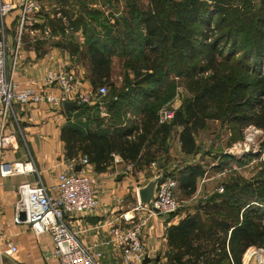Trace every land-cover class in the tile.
<instances>
[{
    "label": "trees",
    "instance_id": "1",
    "mask_svg": "<svg viewBox=\"0 0 264 264\" xmlns=\"http://www.w3.org/2000/svg\"><path fill=\"white\" fill-rule=\"evenodd\" d=\"M232 2L148 0L142 9L138 0H128V13L137 15V24L144 30L139 67L145 74H136L133 85L116 94L108 122L96 120L94 128L85 130L71 123L61 128L66 159L85 157L94 172L105 173L115 154L140 171L156 162L174 128H180L182 153L194 155L197 133L214 120L238 131L248 126L260 129L264 151V5L248 13ZM83 22L81 18L77 23L85 29ZM47 23L54 34H65L60 20ZM239 36L244 37L242 45L249 41V47L237 51ZM97 41L85 38L88 80L94 88L108 87L112 85L110 62ZM65 45L71 55L78 53L71 40ZM168 57L176 62L177 77L191 82L193 93L169 123L159 124L161 104L148 100L158 101L152 86L160 83L150 78L161 71L160 63ZM135 103L141 108L140 121L123 122L125 111ZM162 173L174 178L179 191L190 196L204 170L196 165L176 175ZM222 188L223 194H212L167 228L166 264H243L254 248L264 250V176L242 184L234 179Z\"/></svg>",
    "mask_w": 264,
    "mask_h": 264
},
{
    "label": "crops",
    "instance_id": "2",
    "mask_svg": "<svg viewBox=\"0 0 264 264\" xmlns=\"http://www.w3.org/2000/svg\"><path fill=\"white\" fill-rule=\"evenodd\" d=\"M84 1L40 0L41 10L34 17V26L27 28L23 34L24 40L19 45L13 70L10 59H8L9 63L7 62L11 79L19 88H37L48 70L58 68L74 71L86 86H91L88 80L89 58L87 55L81 57L83 52L86 53V36L93 41L98 40L107 56L115 57L117 53L130 52L133 48L144 52L140 44L144 30L137 24V15L130 16L128 13V0ZM147 3L148 0H140L138 6L143 9ZM84 12H90L89 18ZM94 12L97 14L94 15ZM13 18L14 16L10 15L0 19V39H3L10 48L15 44L16 28ZM81 18L90 22L84 30L77 23ZM48 20H60L63 28L70 25L77 27L69 28V33L61 36L52 32ZM44 28L52 32L54 35L52 40L42 39L43 35L38 31ZM70 40L77 46L76 55H71L66 49L65 44ZM60 41L63 43L58 46ZM111 71L110 64V83ZM116 100L117 96L114 95L109 99L110 102L105 104L104 122L109 121L110 107ZM135 100L139 101V99ZM152 100L153 98H149L148 101ZM134 105L136 106H131L125 111L123 122L130 121L136 124L140 121L141 108L137 103ZM180 106L178 101L173 104L175 110ZM79 111L72 110L65 113L62 105L52 108L45 104L14 105L4 132L9 136V140L7 148L3 151L2 161L28 163V167L30 166L33 172L17 173L0 180V233L2 234L0 243L3 249L8 242L17 248V252L12 256L0 259V264H56L47 237L34 236L28 226H16L12 222L17 200L16 188L22 183L41 182L47 188L57 184L59 175L71 166V161L65 157L60 130L68 123L75 125L74 119ZM130 115L133 117L132 120L128 118ZM210 125L220 126L221 123L217 120L209 121L204 131ZM179 132L180 128H174L166 148L157 155L154 168L150 164L140 171L134 170L131 164L123 162L115 154L112 164L105 173L94 172L90 164L85 167L87 173L96 176L100 181V203L94 211L70 220L69 225L72 230L79 232L78 237L84 246L90 248L92 252L101 254L99 264H120L118 258L114 256L111 245L106 244L108 232L111 227L122 224V217L125 214L137 218L145 215L143 210L133 212V208L139 202L137 196L139 188L144 187L149 180L164 171L176 175L189 166L200 165L195 162V157L200 154L197 138L201 137V132L195 137L197 151L190 156L184 155L181 151ZM201 178L196 181V190ZM192 211L183 210L170 216L155 215L148 220L142 233V241L147 258L150 260L149 264H166L165 254L169 249L166 230L169 226L178 224L187 213Z\"/></svg>",
    "mask_w": 264,
    "mask_h": 264
},
{
    "label": "built area",
    "instance_id": "3",
    "mask_svg": "<svg viewBox=\"0 0 264 264\" xmlns=\"http://www.w3.org/2000/svg\"><path fill=\"white\" fill-rule=\"evenodd\" d=\"M41 10L40 0H0V19L13 15L15 23V44L11 48L0 39V180L18 174L33 172L28 163H4L3 151L7 148L9 136L5 135L7 122L14 105H40L49 108L60 107L64 102H75L79 106L97 105L100 98L105 97L108 88L86 86L72 70L64 68L50 69L45 73L37 88H19L8 71L7 62L10 59L13 70L22 42L21 37L26 29L34 26V17ZM65 26L64 33H69ZM40 32L44 41L52 40L54 35L48 28ZM11 70V71H12ZM12 73V72H11ZM177 88L176 91H178ZM178 97L176 94L175 99ZM173 106H163L158 111V123H169L174 117ZM259 131L252 126L246 128L244 143L249 144ZM115 157L112 155V158ZM80 165V171L74 167ZM88 165L85 157L71 160L69 169L62 172L56 185L49 188L41 182L22 183L16 188L17 200L14 205L12 222L16 226L26 225L37 237L45 236L51 244V254L56 264H99L100 253L92 252L80 241L79 232L72 230L70 220L81 217L98 208L100 203V181L87 173ZM151 167H155L152 163ZM205 178H201L203 184ZM222 191V188L219 189ZM199 189L195 191L198 194ZM178 183L171 176H163L157 185L155 198L150 206L139 202L133 212L145 211L142 217H122V224L109 229L106 244H110L114 256L120 264H144L148 255L145 252L142 233L148 220L155 215L168 216L178 212L191 202V198H178ZM195 194V195H196ZM205 199V198H203ZM25 216L21 220L20 214ZM2 234L0 233V239ZM264 254V250H260ZM17 248L6 243L3 249L0 243V259L12 256Z\"/></svg>",
    "mask_w": 264,
    "mask_h": 264
},
{
    "label": "rangeland",
    "instance_id": "4",
    "mask_svg": "<svg viewBox=\"0 0 264 264\" xmlns=\"http://www.w3.org/2000/svg\"><path fill=\"white\" fill-rule=\"evenodd\" d=\"M231 1H233V5L240 6L241 9L248 13L255 12L264 5V0ZM84 2L88 1L85 0ZM138 2L140 4V0H138ZM84 13L85 16L89 18L90 14L88 13L90 12ZM86 25L89 26L90 22L84 21L83 26L86 27ZM75 27H77V25H70L68 28L75 29ZM239 38L236 46L237 51H240L242 47H249V41L242 45L241 41L244 37L239 36ZM23 40L24 38L22 36L21 41ZM135 40L134 38V41ZM60 43H63V41H60L58 46L61 45ZM141 54V51L133 48L130 52H119L115 57L108 56L112 66V85H108L107 95L100 98L97 105H83V108L77 113L74 119L75 126L82 130L88 127L94 128L96 120L105 119L104 106L107 102H110L109 99L118 94L121 90H125L126 87H131L136 80V74H145V71L139 67V64L142 62L140 60ZM238 54L239 55L235 56V58L241 55L240 52ZM85 56L86 53L83 52L81 57L84 58ZM168 58L169 59L160 63L161 71L154 73L150 78L154 83H160L159 85L152 86L153 93L156 94L158 101L152 100L150 102L159 103L161 107L168 105L173 106L174 102L177 101L182 105L183 101L189 98L193 93V87L190 81L183 78L178 79L179 77L177 78L176 73L178 69L174 58ZM139 68V73L134 72V69ZM177 88H179L178 91H176ZM176 94L178 97L175 99ZM133 106L135 107L136 105ZM128 118L132 120L133 117L130 115ZM246 128L238 131L236 127H231L228 123L221 124L220 126L210 125L206 131L200 133L202 134L201 137H199L200 134L198 135L199 138H197V141L200 154L195 157V162L199 163L203 168L204 175L202 178L204 177L205 181L203 184H200L199 181V187H197V190L199 189L198 194L194 192L190 196H186L179 191L177 196L181 200L188 201L189 198H193L186 207L181 208L179 211L194 210L199 202L205 200L203 197L209 198L215 193L220 195L223 194L222 186L231 180H239L242 184L264 176V151L260 149L263 141V132L254 127L259 131V134L256 135L249 144H245L244 137ZM220 188H222L221 192L219 191ZM174 214L175 213L171 215ZM128 216L132 215L128 214ZM260 250L262 249L254 248V251H250L245 257L243 264H249L248 257L252 255H254L255 259L251 261V264H264V254Z\"/></svg>",
    "mask_w": 264,
    "mask_h": 264
},
{
    "label": "water",
    "instance_id": "5",
    "mask_svg": "<svg viewBox=\"0 0 264 264\" xmlns=\"http://www.w3.org/2000/svg\"><path fill=\"white\" fill-rule=\"evenodd\" d=\"M62 106H63V110L65 113H69L72 110L80 109V106L77 105L75 102L67 101V102H64ZM80 169H81L80 165H76L74 167V171L76 172L80 171ZM162 178H163V173H159L157 176H154L151 180H149L144 187L138 189L137 196H138V201L141 205H146L148 207L150 206L151 202L155 198L157 185L162 180ZM20 218L21 220L25 219V216L23 213L20 214ZM143 263L149 264L150 260L148 258H145Z\"/></svg>",
    "mask_w": 264,
    "mask_h": 264
},
{
    "label": "bare ground",
    "instance_id": "6",
    "mask_svg": "<svg viewBox=\"0 0 264 264\" xmlns=\"http://www.w3.org/2000/svg\"><path fill=\"white\" fill-rule=\"evenodd\" d=\"M257 258H259V257H257ZM253 259H255V258H254V255L248 257L249 264L252 263L251 261H252ZM258 260H260V259H258Z\"/></svg>",
    "mask_w": 264,
    "mask_h": 264
}]
</instances>
